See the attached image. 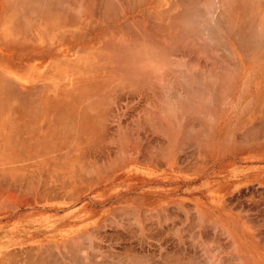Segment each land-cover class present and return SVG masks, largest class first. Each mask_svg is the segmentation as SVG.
Instances as JSON below:
<instances>
[{"label":"bare ground","instance_id":"obj_1","mask_svg":"<svg viewBox=\"0 0 264 264\" xmlns=\"http://www.w3.org/2000/svg\"><path fill=\"white\" fill-rule=\"evenodd\" d=\"M262 5H264V0H0V46H1L0 49L6 48L12 51V55L11 56L9 55L10 57H6V56H5L6 58L0 57V197L9 196L8 198H5L8 199L9 202L11 200L10 197L15 198L11 200L12 202L13 201L19 202V200H17L18 199L17 197L19 198L21 197L23 199L24 196L26 198L25 196L26 194L25 195L22 194V191L25 190L32 193L31 195H33L34 198L36 199L39 198L38 199L39 201L40 199H42L43 202V197H39V196L43 194L42 196H47L48 199L50 197L54 198L55 195H57L56 187H59V189H63V191H65L66 186L70 188L72 187V189H74L76 185L83 184V182H85L84 183L85 185H87L86 183H88V181L91 184L92 183L95 184L97 182V177L95 176V174L94 175L92 174V171L90 170L89 167L90 165L88 164H93L95 166H98L99 168L101 166L104 167L103 164L104 162L101 161V154L99 150H98L99 153L97 152L98 155H100L99 157H97L99 159L96 158L95 155H97V153L95 151L97 150L98 146L102 147L103 145L101 144L102 142H106L105 140L104 141L102 140L105 137L104 136L105 132L108 133L107 131H109L108 130L109 125H107L106 128L107 123L104 122H107L105 121L107 117L110 118L109 114L111 112L110 107H112L110 106L112 104L111 102L113 101L112 98L115 96L114 94L116 93L118 94V92L123 93V91H125L126 95L127 93L132 92V94L136 95V97L138 96L137 98L139 100L141 99L143 100L144 97V99L146 98L148 101H152V103L155 105V102L157 103L160 102L159 96L162 97L157 93L159 89L158 87L159 85L164 86L169 81L170 83H176L175 86H179L178 87L179 89L176 87L178 90L181 89L185 90V91L182 90V93H177L176 91L177 89L175 88L176 89L174 90L176 91L175 93L174 91H172V89H170L171 90L170 92L172 94L174 93V96L171 97L167 93H166L168 95V96L166 95L167 97L164 95L167 98L166 101H168L170 104L176 103L180 107L179 112L176 111L177 107L176 108L173 107L175 108V112H174L172 111L170 106L168 108V104H167V107L164 106L163 108V112L165 115L163 116L162 114L159 116L160 114L159 113L158 117H156L154 111L158 110L157 112H159V109L162 110L163 105L162 106L159 105L161 108L154 107L152 105L151 107L149 105L150 106L149 109L144 105V103H146L145 100V102L142 103L143 107L137 104L139 107L137 106L138 108H135L136 105L135 106L133 105L134 109H136L135 112H137L138 115L136 116V118L138 117L137 120L136 118H132V115L130 116L127 115L130 117V120L131 118L134 121L136 120L137 126L136 123L135 125H131L130 123L127 122H125L126 124L122 126V124H124V122H122L121 127L120 124L117 125L118 131L116 130L117 128L114 127L116 128L115 130L117 131V132L114 131L115 134H113L112 131L113 127L111 126L112 134H110V131L108 134H110L111 136L113 135V137L115 136L116 139L117 138L123 139L120 138L123 136L124 140L128 142L129 141L127 140L128 137L125 134L127 133V131L131 129L130 125L134 127L136 126L137 129H133L134 127H132V129L128 134H130L133 130L134 131L136 130V132H138L137 130L140 131L141 118L139 119V117L145 118L146 116L147 117L145 118L146 121L145 120L144 121L149 123L148 125L151 126V128L154 127L155 130L157 129L156 131H153L154 133L159 132L163 134L164 137L163 136L162 137L165 138V140L166 137L168 136L166 141L163 140L162 138L163 142L165 143L162 144L164 145V147L160 148L159 146L156 145V142H154L155 144L153 143L152 147L149 144L147 145L142 144L144 140L142 139L143 141L141 142V139L139 138L140 136H137L135 134L136 132L133 133L136 136L137 139L136 142L139 143L140 140L139 144L145 146L144 151L146 150L145 151L146 153L151 148L152 150H154V151L150 150V154H146L145 152H143L145 155H147L145 156V158L147 157L146 159L148 160V163H151L150 158H148V155L149 157L153 156L154 154L153 152H156L155 148L157 149V152L155 153L156 155H154L155 157L157 155H161L162 157L166 156L168 157V159L171 160L172 157L176 155V153L177 155L180 153V149L182 150L186 148L187 143L190 145L191 143L194 142L195 146L197 144L198 146L201 147L204 141V143H206V145L209 146L212 137L209 134L210 131L208 130V126L210 125L207 124L206 117L211 114L209 113L210 110L212 111L217 106H221L219 104L225 101L223 102L219 101L217 105L215 104L216 107H214V104L212 103L214 108H212L211 105L209 104L210 108L212 109L208 107V102L211 103L213 98L215 99L217 98L218 100H225L227 96L225 95L226 97L225 96L223 97L222 95H224V93L227 94V91L228 92L231 91L228 90L229 87L230 89H232L231 88L233 87L232 82L234 81L236 82L235 78L234 80L230 79L231 74L224 71L225 69L229 70L233 74L235 73L234 71L236 69L234 65L238 63L240 64V62L242 61L241 58L244 60V62H246L249 65V63L251 62L250 58H258V56L260 55L257 52L261 42L263 41V38L261 36L264 37V10ZM113 23H117V24L119 23V24L117 26H114ZM224 37L226 39H224ZM64 49H67V51H65ZM222 50L230 52L229 56H231V63L230 61L227 62L228 60L224 61L226 60V57L224 56L225 52H223L224 55L222 54ZM179 53L181 54L180 55L181 58L179 57L177 58V55H179ZM262 54L260 56H262ZM190 56H194L195 58L193 59V57ZM183 57L184 59H187L188 65L184 64L186 60H184ZM188 57L189 59L192 60H189ZM204 58H206V60L209 61L210 58H212L215 65L212 62L209 63L207 61L208 62V66H207L206 62L203 63V61L205 60ZM261 60H262V64H264L263 57ZM33 61H35V63H32ZM38 61L42 63V66L36 68L35 64ZM14 62L16 63V66L14 65ZM233 62H235L236 64H234ZM228 64L232 65L233 68H231V66H229ZM206 66L209 68H207ZM224 66L229 67L230 69L225 68ZM236 66L238 68V65ZM204 67H205V71H207L208 69L210 72L209 71L205 72L203 70ZM214 67H216L215 74H213L214 72H212L213 70L212 68ZM180 69L182 71H180ZM197 69L203 70L201 71V75L204 72L207 75L201 76L200 74H196ZM232 69H234V71ZM222 73L224 74L226 73V76L230 74L227 76L228 79L225 77V75L223 76ZM245 80L248 82L249 78L248 80L245 78ZM253 82L256 81L253 80ZM248 84L249 83H247V86L245 85L247 89H249ZM209 85H213L214 87ZM225 85H228L229 87L228 86L226 87ZM155 86L157 90L155 89ZM216 86L220 89L216 90L215 89ZM209 87H211L210 89L212 90H210ZM171 88L174 87L172 86ZM221 88L222 91L224 89L222 95L221 93L219 94V92H221ZM214 90H216L217 92ZM209 91H211L212 93ZM160 93L163 94L162 92ZM208 93H210V95L211 94L214 95V96L211 95L213 98H211L210 100L209 97L211 96ZM220 95L222 97H220ZM263 95L259 99H257V101H255L256 98L255 99L250 98L248 101L249 103H247V105L245 104L243 108L244 110H242L240 114H237L239 120L236 122L237 123L236 125H240L242 127L244 126V129L242 128L244 130V133L241 135L236 134V136L239 137L236 139L234 138L236 140V144L234 143L236 146L234 147H233L234 144H231L234 141L232 137L231 140L233 139V141L230 140H229L230 142L225 141V143H223L224 148H222L223 150L222 155H224V153L227 152L226 150H225L226 152L224 151V149L228 148L225 147L227 145L226 142H229L231 144V146L233 147L232 149L236 147L238 152H240V150L242 149L243 150L247 149L246 145H244L245 147H243L242 145L244 142H245L244 144H246L248 135L250 134L251 136L254 135L253 133L248 134L247 130L249 131L252 125L253 127L256 128L257 127L256 125L262 123L260 122L262 116L257 117L259 118L257 120L258 124L255 123L256 121L255 119L256 116L259 114H262L264 116ZM164 96L163 99H165ZM252 96H256V95H252ZM114 98L118 99L116 97ZM197 100L199 101V104L196 105ZM162 102L165 101L161 99L160 103ZM194 102L196 103L194 104ZM139 104L141 105V103ZM126 105L128 106L125 107L129 108L131 103L130 105L129 104ZM191 106L194 107L191 108ZM205 106H207L206 108L209 109V112L207 111V109L205 110ZM196 107L197 108L201 107L200 109L201 111H196L195 109ZM254 110H256L255 111L256 115L253 113ZM119 111H121V109ZM119 111L118 114L121 113ZM112 112H116V110L114 111L113 109ZM145 112L152 114L151 115L152 118L150 115H147V113ZM141 113H145L144 114L145 116L144 115L140 116ZM166 113L168 114V116L166 115ZM179 113L185 114L184 118H186V121L184 122V124H182L183 122L180 121H184L185 119L183 120L181 117L179 119L180 121H178L177 117H175ZM246 113L248 114L245 115ZM182 114H180V116H182ZM149 117L150 119L154 120L153 123L151 122L153 125L150 124V121H147ZM203 117L204 119H206V121L201 120ZM208 120H210V118ZM262 120L264 122L263 118ZM253 121L255 126L253 124ZM203 123H205V125H203ZM114 125L116 126V124ZM261 127L263 130L264 126L259 125V127H257L259 128V131L261 130L260 129ZM237 128L238 127H236V130ZM119 129H121V131H119ZM231 129H233V127H231ZM228 130L229 132L231 131L230 128ZM236 130L233 132H236ZM255 130L250 129V131L252 132H254ZM118 132H121L122 134V135L119 134L120 137H117ZM145 133L149 134L151 132L147 131ZM185 133L191 135L189 137L193 138V139L190 138L192 142L191 141L184 142L181 136ZM101 134L104 137L97 138ZM165 134H167L166 137ZM259 134H261V132L258 133V136ZM262 134H264V132ZM110 135L108 138L111 137ZM228 135L231 136V132ZM186 136L188 135L185 134L184 137ZM214 136L215 135H213V137ZM251 136L250 139H248L249 142L255 138H256L255 140L258 141V139L262 137L260 136L258 138V136L254 135L253 136L254 138L253 137L251 138ZM143 137L145 138V136ZM189 137H186L187 140ZM241 137L243 140L245 138L247 139L243 141L241 140ZM262 139H264V136L262 137ZM113 140H115V138H113ZM113 140H111V143L114 142ZM132 140L135 142L133 137H130L131 142L130 141L129 142L132 143ZM181 140L184 142L185 145H183ZM255 140L254 143L253 141L252 143L247 142L249 144V146L247 145L248 149L252 144H253L252 146L255 147V143H257ZM123 142L124 141H122L121 143ZM129 142L127 143L129 146H127L125 142L124 145L120 144V146L123 147L122 150H124L125 147H126L125 150L127 148L128 150H130V148L131 147L133 148L134 146L133 151L135 152V150L137 149L135 148V145H133L135 143L130 144ZM214 142H216V140H214ZM262 142L261 143L263 145L264 141L262 140ZM178 143L182 144V146H184L185 148L184 147L181 148L182 146L177 145ZM261 143L258 144L260 145ZM114 144L115 143H112L111 145L114 146ZM206 145L203 144L204 147ZM105 146L107 145H103V148H105ZM117 146L119 147V145L116 144V146L113 149L114 151L115 150L116 151L115 152L113 150L112 151L114 152V154L118 151L120 152V153L118 152V154L121 156L116 154L119 156L120 159L118 157L115 158L118 159L119 161L113 160L114 157L112 160L104 158L107 162L104 159L103 160L109 165L105 163V167L107 165L108 168L107 167L105 169L103 167L102 169L100 168L103 173L109 171L106 170L109 168L112 171L113 168H115L114 164L118 166L117 165L118 162L119 163L121 162L122 166L125 165L126 162L127 164L134 163L133 161L130 160H135V154L137 155L138 153L136 152L134 154V157L131 154L130 157L128 154L130 158L129 157L128 159L126 158L125 161L124 159L125 155L123 156L120 150L122 147L119 148L118 150ZM146 146L147 147L150 146V147L147 148ZM208 146H206L204 149L208 148ZM239 146L242 149L239 148ZM254 147H252L251 150H254L253 149ZM262 147L259 148L263 149ZM103 148H100L102 152L104 150L111 151L112 146L111 148L107 146L106 148L108 149L105 148L104 150H102ZM210 148H208V150H204L205 153L209 151ZM236 148L234 149V152ZM256 148L258 150V146L255 147V149ZM64 149L70 151L68 155L71 156V153H73V155L71 157H69L68 155H65L67 157L61 155L62 153H60L59 151ZM237 150L235 154L239 155L237 154L238 153ZM78 151L80 152V154H76ZM91 151L92 152L94 151L95 154L92 153ZM218 156L221 157V155ZM136 159L138 161L139 157H137ZM115 161H117V163H115ZM137 161L136 163H139V161L138 162ZM121 163L119 164V166L121 165ZM100 164L101 166H99ZM66 167H69L71 171L70 174L66 173V169H67ZM58 168H60L61 173L57 171ZM116 168L121 169V166ZM96 170L97 168L95 169V172ZM201 170L202 169H200V171L197 170L195 171L201 172ZM54 171H56V174L54 173ZM180 171L183 170L181 169ZM105 174L111 176L108 172L104 173V176L106 177ZM93 176L94 179L95 178L96 179L94 180L92 178L93 180L91 181V177ZM98 176L101 177V175ZM52 181H55L57 185L55 183H52ZM41 182L43 183V187L45 186L44 191L42 192L40 191L42 188ZM58 183L59 184L62 183V184L58 186ZM52 184L55 185V190H54V185ZM40 185L41 187H39ZM38 188H40V190ZM51 191H53L54 194H51ZM61 191L60 193L62 194V196H64L63 192ZM7 192L9 193V195L6 196V194H8ZM13 193H17L18 195L14 194L16 195V197H13L12 196ZM60 193L58 191V194ZM69 193L70 192H68V197L69 196L71 197V194ZM28 195L27 197L29 196L31 197V195L29 196ZM4 197H1L2 201L3 200L5 201ZM30 199L32 200V197ZM25 200L27 203L28 198L24 199V201ZM2 201L0 202L1 206L7 203L6 201L5 203L3 202L4 203L3 204ZM24 201L22 200V202ZM33 201L35 200H32V202ZM18 202H16L15 205H18ZM13 206L14 205H12L11 207V204H9V208L10 207L13 208ZM47 208L49 210H54L53 212L57 213L63 207L56 205V206H47ZM120 208H121L122 216L124 215L126 216L129 213H136L138 215V218H141L142 215L146 213V211H144L143 209H140L141 211L139 209H133V207L129 209L128 204ZM67 209H70V207H66V210L64 211H67ZM161 211H159V213ZM81 212L83 211L80 210V213ZM121 212L117 213L115 211V213H113L112 211L114 215L117 214L115 215V218L118 215H120V218H122L120 214ZM150 212L148 211V213ZM105 213H108V211L106 210ZM156 214L158 215V213ZM125 216L123 218L126 219L127 217ZM202 216L204 218L199 217L201 221L199 220L198 221L204 222L206 220L208 222L207 220L209 219L208 216L205 215ZM245 217L246 216H244V218ZM250 217L248 216V218ZM117 218L119 219V217ZM122 219L120 220V224L124 220ZM249 221H251V219H249ZM110 222L112 221L110 220ZM210 222L212 224L217 221L212 222L211 220H209L208 223L210 224ZM84 224H88V223H84ZM115 224L117 225V223ZM144 224L147 225V223H143V226ZM190 224L192 223L190 222ZM259 227L260 226H258L257 228L259 229ZM187 228L188 227H186V229ZM87 229L88 228H84V230L79 229L80 233H77L76 232L77 230L72 228L69 234H65L66 236L65 238L63 235L58 237L61 238L60 241L61 244L48 243V245L45 244L46 246H44L43 248H38L32 251L26 250L19 255L18 254L15 255L16 253L13 254L10 253L5 257V259L3 258L2 263L3 264H150V263L151 264H161V263L195 264V262H198L197 260L195 261V258L198 256L194 258L193 254H191L192 256H190V253L188 256L186 254H184L185 256L184 255L181 256L180 254L183 253H180L178 255V252L177 254H175V253H170L169 251L168 253H165L162 256H160L161 252H159L158 255H155V252L154 254H152L153 253L152 251H150L152 252L151 254L145 255L144 253H141L143 250L137 251L132 248L131 249L127 248L125 250L123 249L120 255L119 252H117L118 255H116L115 254L116 251L114 252V254H111L112 252H110L109 250L105 251L103 249L102 250L97 249L98 248L97 245L99 244L96 243L95 240H93V238L86 236L87 232L84 231H86ZM143 229L146 230V228ZM139 230H141V227ZM259 230L257 232H259ZM170 231L172 232V230ZM257 234L259 235V233ZM262 244L264 245V242ZM211 249L209 251L207 246V248L206 247L204 248L203 252L205 253L207 252V254L209 255L210 252L212 251ZM219 249L217 252L218 254L220 252L223 253L226 248L225 249L223 248L224 249L223 252L222 249L220 250ZM231 249L233 251L232 261L234 263L231 262L227 263V261L224 262V260H228V258L226 256H224L226 257V259L221 258V255L218 254L217 256L216 255L214 256L215 254L214 252H211V254L214 253L213 254L214 257L207 256L206 258L210 260L209 263L211 264L212 262L213 263L216 262L215 264H221L223 262L224 264L226 263L244 264L242 259L239 260V257L244 254V253L240 254V251H242V249L237 247L235 244ZM180 250L183 249L181 248ZM103 251L107 252V254L108 252H110L109 254L116 256H113L114 257L113 258L112 256H109V254L108 255L106 253L104 254ZM231 257L229 261H231ZM213 258L214 259L216 258L217 260L215 261ZM244 259L247 261L249 260L248 263L245 264L254 263L252 262V257H250L249 255H244ZM157 261H159V263H157ZM219 261L222 262L220 263ZM257 264H264V258L263 260H259V263Z\"/></svg>","mask_w":264,"mask_h":264},{"label":"rangeland","instance_id":"obj_2","mask_svg":"<svg viewBox=\"0 0 264 264\" xmlns=\"http://www.w3.org/2000/svg\"><path fill=\"white\" fill-rule=\"evenodd\" d=\"M263 6V10H264V5H262ZM119 24V23H118ZM117 23H113V25L114 26H117L118 25ZM147 24H149V23H147ZM153 25V24H152ZM151 27V26H150ZM130 28H131V26H130ZM115 29V28H114ZM262 38H263V41L261 42V44H260V47L258 48V52L257 53H259L260 55L262 54V56H258V58H250V63H249V65L246 63V62H244V60L241 58V62H240V64L238 63V64H236L235 62H233L234 64H236V65H238V68H237V66L236 65H234V67L236 68V69H238V70H236L235 68V71H234V69H232L235 73H231L229 70H224V71H226L227 73H230V74H228V75H230L231 77H230V79H232V80H234V78H235V80H236V82L234 81V82H232L233 83V87H231L232 89H230V87L228 86V85H225L226 87L228 86L229 87V89L228 90H231V91H227V90H225V91H227V94L226 93H224V95H222V92L224 91V89H223V91H222V88H221V92H219V94L221 93V95L224 97L225 95L227 96V98L225 99V98H223V99H225V100H218L217 98V100L215 99V98H213L212 96H214V95H210V93H208L211 97H209V100L211 99V98H213L212 99V102L210 103V102H208V107L210 108V105H211V107L212 108H214V107H216L215 106V104L217 105L218 103H219V101H225V102H223V103H221V104H219V105H223L222 107L221 106H217L216 108H214V110H210V112H209V109H207L206 107L207 106H205V110L207 109V111L209 112V113H211L210 115H208L206 118H207V124L208 125H214V126H208V130L210 131L209 132V134L211 135V137H212V139H211V137H210V139H211V142H210V144H209V148H210V150L208 151V164H207V171H208V174H209V197H208V203H207V209H208V212H206L207 210H206V207L205 206H201V204H200V202L198 201V200H196V199H192L190 196H183V195H180V196H177V198H176V196L175 195H178V194H182V192L180 193V191L178 192V191H175V190H172V194H175V195H171V196H174V197H171V199H169V189H156V188H154L153 187V182H152V178H151V176H150V179H148V180H142L140 177H138V176H136V175H133V176H131V175H127L126 174V172L128 171V172H132V170L131 169H129V168H133V169H138V168H143V167H145V168H147V169H149L150 171H151V169H152V165L153 164H157V165H159L160 163L158 162L159 161V159L157 160V162L156 161H154L155 160V158L157 157V156H159V155H157L156 157L154 156V155H156L155 153L157 152V149L155 148V150H156V152H153L154 154H153V156H151L152 157V159H151V157H149V155H148V158H150V162L152 163V165H151V163H148V160L145 158V156H147V155H145L143 152H145L144 151V147L145 146H143L142 144H144V145H147V144H149V145H151V147H152V145H153V143L154 142H156V145L157 146H159L160 148L161 147H164V145H162L163 143H165V142H163V140H165V138H163L164 136H163V134H161V133H154L153 131H156L155 129H154V127H152L151 128V126H149L148 124L149 123H147V122H145L146 120H145V118H147L144 114L145 113H147V112H145V113H141V115L140 116H142V115H144L145 116V118L143 119L142 117H139V119H140V126H141V129H140V131L139 130H137L138 132H136V130L133 132H131L130 134H128L129 132H130V130L132 129V127H134V126H131V125H135V123H136V126H137V122H136V120H137V118H136V116H138L137 115V112H135L136 111V109H134V106H135V108H138L139 106H142L143 107V104L142 103H144L145 102V100H146V103H144V105L146 106V107H150L151 105L152 106H154V107H159V108H161L160 106H162V110L161 109H159V112H157V111H154V114H155V116L156 117H158V114H159V116L160 115H162L163 114V116L165 115L164 114V112H163V108H164V106H166L167 107V104H168V108H169V106L171 107V109H172V111H174L175 112V108L177 109L176 111L177 112H179L180 111V107L176 104V103H173V104H170L168 101H166V97L168 96V95H170L171 97H173L174 96V93L172 94L170 91V89H172V91H174V90H176L179 86H175V84L176 83H170L169 81L164 85V86H162V85H159L158 87H159V89H158V91H157V93H158V95H161L162 97H160L159 96V100H160V102H161V99L163 100V101H165V102H162V103H160L159 101V103H157V102H155V105L152 103V101H148L146 98L144 99V97H143V100L141 101V100H139L137 97H136V95H134V94H132V92H130V93H127V95H126V92L125 91H123V93L121 92H118V94H117V96H116V94H114L113 96L114 97H116V98H118V99H115L113 96V101L111 102L112 104L110 105V106H112V107H110V110H111V112H110V114H109V116H110V118H108L107 117V119L105 120V121H107V122H104V123H107L106 124V128H107V125H109L108 126V130L110 131V134H112V131H113V134H115V132H117L118 131V128H117V125H119L120 124V127H121V123L122 122H124V124H122V126L123 125H125L126 123L125 122H127V123H130L131 125H130V130L129 131H127V133L125 134V132H124V134L128 137V139L127 140H129L130 141V137H133V139L135 140V142L132 140V143H135V144H133V145H135V148H137L136 150H135V152L133 151V148H134V146H133V148L131 149L130 148V150H128V148L125 150V148H124V150H122L123 149V147L122 146H120V144H122V145H124V142L126 143V145L127 146H129L127 143L129 142H126L125 140H124V137L122 136V137H120V135H122L121 134V132H118V135H117V137H120V138H123V139H119V138H117L116 139V137L114 136L113 137V135L111 136L110 134H108L109 133V131H107L108 133H106L105 132V137L101 134V135H99L97 138H100V137H104V139L102 140V141H106V142H102L101 144H103V145H107L109 148H111V146H112V148H111V151L114 149V147L116 146V144H118L119 145V147H118V150H119V148H121L120 150H121V152H122V155L124 156V159H125V161H126V158L128 159V157L130 156L131 157V155H133V157H134V154L137 152L138 154V156L135 154V160H130V161H133L134 163L132 164V163H130V164H127V162H126V164L125 165H123L122 166V163H121V169L120 168H116V167H120L119 166V164L117 163V161H115V163H117V165L118 166H116V164H114L115 166V168H113V166H112V168H113V170L111 171V169L109 168V169H106V170H109V171H106V172H108L111 176H109L108 174H105L106 175V177L104 176V173H106V172H102L101 171V169H102V167L103 166H101V164L99 165V166H101L100 168L98 167V166H95V165H93V164H88V165H90L89 167H90V170L92 171V174L94 175L95 174V176L97 177V182L94 184V183H89V181H88V183H86L87 185H85L84 183L85 182H83V184H78V185H76L75 186V188L74 189H72V187L70 188V187H65V191H63V189H59V187H56V192H57V195H55V197L53 198V197H50L49 199H48V197L47 196H42L43 194H41L39 197H43V202H42V199H40V201L38 200V199H36V198H34L33 197V195H31L32 193H30V192H28V191H22V194L23 195H25L26 196V198H28V204L26 203V200L24 201V199H26L24 196H23V199L20 197H17L16 199L17 200H19V202L18 201H16V202H18V205H15L16 204V202H12L11 200H13V199H15V198H12V197H10L11 198V200H10V202H12V203H10L9 202V200L8 199H5V198H8V197H4V196H1V197H4V199H5V201L3 200L2 201V198L0 197V200L2 201V203L4 202H6L7 201V203H5V205H2L1 206V203H0V238H5L4 236L5 235H7V233H8V230H9V228L11 227V226H15V228H18V226H22L23 228H24V232L26 231H28L27 233H29V234H33V235H37V231H36V228H37V225H40L41 223H37L36 221H33V219L32 220H30L29 218H25V217H27L28 215H30L31 213L32 214H36V213H41V212H43V213H46V211L48 212V213H46V214H48L49 215V217L51 216V221H52V223H53V226H56L57 228H52L51 230L49 229V233H45L44 234V237L46 238L47 237V239H53V240H56V241H52L53 243H51V244H61L60 243V241H61V238H58V237H60V236H64V238L66 237L65 236V234H69V232L72 230V228H74L75 230H77L76 232L77 233H80V230H84V228H88L86 231H84V232H87V237H91V238H93V240H95V242L96 243H98L99 245H97V249H100V250H105V251H110V252H112L111 254H114V252H115V254L116 255H118L117 254V252H119V255L122 253V250L124 249H127V248H132V249H134V250H137V251H142L141 253H144L145 255H149V254H151L152 252V254H154V252H155V255H158L159 254V252H161V255L160 256H162L163 254H165V253H168V251L170 252V253H175V254H177V252H178V255L180 254V253H183V254H180L181 256L182 255H184V254H186L187 256L189 255V253H190V256H192L191 254H193L194 256V258L196 257V256H198V257H200V258H198V257H196L195 258V261L197 260L198 262H195V264H198V263H200V264H211V263H209L210 262V260L209 259H207L206 257L208 256H213V254H214V256L216 255L217 256V252H218V249L220 248V249H222V252H223V250H224V252L223 253H219L218 255H221V258H224V259H226V257L228 258V260H224V262H226L227 261V263H229V262H231V263H234L233 261H232V259H233V251H232V249L231 248H233V246H234V244L237 246V247H239L240 249H242V251H240V254L241 253H244L243 255H241L240 257H239V260L240 259H242L243 260V262H244V264L245 263H248V261L247 260H245L244 259V255H249V256H256V255H258V254H260V253H254V252H252V251H254L255 250V248H258V249H264V247H257L256 245H257V243H256V240H248V239H245L244 237H243V232L245 231V230H241V229H237V230H232V226H230V225H227V220L226 219H223V215H221V216H219L218 217V215H217V213H216V210L218 209L217 208V202H216V200L214 199L215 197H213V195L215 194V187H216V180H217V174H216V169H217V147H216V142H214V140H216L217 141V135H218V130H220L221 129V131H222V128H223V126H224V124L225 125H228V124H232L233 122H237L238 120H239V118L237 117V114H240V112L242 111V110H244L243 108H244V106H245V104L247 105V103H249L248 101H249V99H250V97H251V99H252V95H255V94H257L258 96H262L263 94H264V64H262V57L264 58V37L263 36H261ZM224 39H226L225 37H224ZM62 48V47H61ZM185 48V47H184ZM262 48H263V50H262ZM63 49V48H62ZM62 49H60V50H62ZM67 49H68V47H67ZM67 49H64L65 51H67ZM260 49V50H259ZM182 50H183V48H182ZM223 52H225V55H224V53ZM63 53V52H62ZM65 53V52H64ZM230 52H227V51H225V50H222V54L226 57V60H224V61H227V62H229L230 61V63H231V56H229L230 54H229ZM177 54V53H176ZM228 54V55H227ZM180 53H179V55H177V58L179 57V58H181L180 57ZM174 56H175V54H174ZM190 57H193V59L195 58L194 56H190ZM218 58V57H217ZM260 58V59H259ZM183 59H184V57H183ZM188 59H189V57H188ZM205 60L203 61V63H205L206 62V64H207V66H208V62L210 63V62H212L214 65H215V63H214V61H213V59L212 58H210V61L209 60H206V58H204ZM184 60H186V62L184 63L185 65H188V61H187V59H184ZM189 60H192V59H189ZM183 61V60H182ZM208 61V62H207ZM257 61V62H256ZM255 64H254V63ZM229 65V64H228ZM40 66H42V64L40 65ZM190 66V65H189ZM205 66V65H204ZM206 66V67H207ZM229 66H231V68H233L232 67V65H229ZM225 67V66H224ZM223 67V68H224ZM207 68H209V67H207ZM225 68H229V67H225ZM213 69V70H212ZM211 70H212V72H214L213 74H215L216 72V67H214V68H212ZM221 69H222V67H221ZM230 69V68H229ZM184 70V69H183ZM195 70V69H194ZM204 71H205V67H204V69H203ZM203 70H199V69H197V71H196V74H200L201 75V71H203ZM231 70V71H232ZM180 71H182L181 69H180ZM207 71H209L208 69H207ZM207 71H205V72H207ZM222 71H223V69H222ZM229 71V72H228ZM237 71H238V73H237ZM203 73L202 75L204 76H206L207 74L206 73ZM210 72V71H209ZM250 73V74H249ZM184 74H185V72H184ZM200 75H198V76H200ZM201 75V76H202ZM222 75L224 76L225 75V77L227 78V76H226V73L224 74V73H222ZM222 76V77H223ZM248 76H250V77H248ZM245 78L248 80V78H249V80H248V82L245 80ZM260 78H263V79H260ZM224 79V78H223ZM223 79H221V80H223ZM228 79V78H227ZM229 79V80H230ZM260 79V80H259ZM220 80V81H221ZM226 80V79H225ZM224 80V81H225ZM229 80H228V82H229ZM253 80L254 81H256V82H253ZM223 81V82H224ZM250 81V82H249ZM259 81V82H258ZM223 82H221V83H223ZM226 82V81H225ZM60 83H62V82H60ZM220 83V82H219ZM246 83V84H245ZM247 83H249L248 84V88L249 89H247L246 87H245V85L247 86ZM253 85H252V84ZM226 84V83H225ZM228 84V83H227ZM214 85V84H213ZM213 85H209V86H213ZM263 85V86H262ZM157 86V85H156ZM156 86H155V89L157 90V88H156ZM167 86H170V87H167ZM174 87V88H171V87ZM221 86V85H220ZM223 86V85H222ZM235 86V87H234ZM161 87V88H160ZM177 87V88H176ZM214 87V86H213ZM212 87V88H213ZM225 87V88H226ZM163 88H164V90H163ZM167 88V89H166ZM176 88V89H175ZM211 87H209V89H210ZM262 90H261V89ZM165 89H166V91H165ZM179 89V88H178ZM176 90L177 91V93H182V90L183 89H181V90ZM214 89V88H213ZM215 89L217 90V89H220V88H218L217 86L215 87ZM245 89H247V90H245ZM119 90V89H118ZM161 90V91H160ZM210 90H212V89H210ZM216 90H214V91H216ZM234 90V91H233ZM244 90H245V93H244ZM249 90V91H248ZM165 91V92H164ZM176 91H174L175 93H176ZM179 91H181V92H179ZM183 91H185V90H183ZM219 91V90H218ZM251 91V92H250ZM125 92V93H124ZM160 92H162L163 94H161ZM209 92H211V91H209ZM217 92V91H216ZM233 92V93H232ZM122 95H120V94ZM168 95H167V94ZM171 93V94H170ZM212 93V92H211ZM247 93H248V95H247ZM132 94V95H131ZM213 94H214V92H213ZM250 94V95H249ZM129 95V96H128ZM130 95H131V97H130ZM166 97H165V96ZM220 95V97H222ZM121 97V98H119V97ZM163 96H164V98L165 99H163ZM217 96V95H216ZM215 96V97H216ZM225 96V97H226ZM264 96V95H263ZM220 97H218V98H220ZM232 97V98H231ZM135 98H137V99H135ZM255 97L253 96V99H254ZM121 99V100H120ZM154 99H156V98H154ZM158 99V98H157ZM222 99V98H221ZM129 100V101H128ZM132 100V101H131ZM196 100V99H195ZM119 103H118V102ZM114 102V103H113ZM127 102H129V103H127ZM135 102H137V103H135ZM141 103V105L139 104V103ZM130 103H131V105H130ZM196 102H194V104H195ZM212 103L214 104V107H213V105H212ZM119 104V105H118ZM125 104V105H124ZM126 104H129L130 106H129V108H126L128 105H126ZM139 106H138V105ZM197 104H199V101L197 100V103H196V105ZM210 104V105H209ZM118 105V106H117ZM122 105H124V106H122ZM134 105V106H133ZM150 105V106H149ZM160 105V106H159ZM193 105V104H192ZM126 106V107H125ZM138 106V107H137ZM144 106V107H145ZM151 106V107H152ZM130 107H133V108H130ZM173 107H175V108H173ZM192 107H194V106H191V108ZM112 108V109H111ZM212 108H210V109H212ZM113 109H114V111L116 110V112H112L113 111ZM121 109V111H119ZM147 109V108H146ZM150 109V108H149ZM158 109V108H157ZM167 109V108H166ZM196 109V111H201L200 109H201V107H199V108H195ZM134 110V111H133ZM154 110H155V108H154ZM204 110V111H205ZM118 111L119 112H121L122 114H123V117H122V114L121 113H119L118 114ZM128 111V112H127ZM147 111V110H146ZM165 111V110H164ZM125 112H126V114H125ZM157 112V113H156ZM207 112V113H208ZM114 113V114H113ZM117 113V114H116ZM172 113V112H171ZM204 113V112H203ZM208 113V114H209ZM121 114V115H120ZM125 114V115H124ZM173 114V113H172ZM180 114H182V113H179V114H174V115H176L175 117H177V119H178V121H180L179 119L182 117V119L184 120V121H180V122H183L182 124H184V122L186 121V118H184L185 117V114H182V116H180ZM117 115H118V117H119V120H118V117H117ZM120 115V116H119ZM127 115H132V118H136V120L134 121L132 118H131V120L132 121H134V122H132L131 120H130V117L129 116H127ZM147 115H152V114H150V113H147ZM166 115L168 116V114L166 113ZM200 115V114H199ZM246 115V114H245ZM135 116V117H134ZM166 116V117H167ZM120 117H121V119H120ZM174 117V116H173ZM188 117V116H187ZM210 118V120H208L209 118ZM126 118V119H125ZM151 118H152V116H151ZM200 118V117H199ZM181 119V120H182ZM129 120V121H128ZM145 120V121H144ZM201 120H204V121H206V119H204V117L201 119ZM214 122H212V121ZM114 121V122H113ZM145 123H144V122ZM147 121H150V124L151 125H153L152 123H153V121L154 120H152V119H150V117L148 118V120ZM208 121H210V122H208ZM132 122V123H131ZM152 122V123H151ZM112 123V124H111ZM116 124V126L114 125V124ZM210 123V124H209ZM213 123V124H212ZM181 124V123H180ZM129 125V124H128ZM203 125H205V123H203ZM111 126L113 127V129L111 128ZM136 126L133 128V129H137L136 128ZM184 126V125H183ZM109 127H110V129H109ZM114 127H116V128H114ZM150 128H151V131H150ZM111 129H112V131H111ZM117 131H116V130ZM154 129V130H153ZM212 129V130H211ZM143 130H144V132H143ZM151 132V133H145V132ZM115 131V132H114ZM119 131H121V129H119ZM142 131V132H141ZM136 132V133H135ZM141 132V133H140ZM212 132V133H211ZM133 133H135L137 136H140L139 138L141 139V142L144 140V142L140 145L139 143H140V140H139V143L138 142H136L137 141V139H136V136L133 134ZM145 133V134H144ZM222 133V132H221ZM108 134V135H107ZM135 136H133V135ZM141 134V135H140ZM186 135H188V136H186V137H189V136H191V135H189L188 133H185ZM185 134H181L182 136H181V138L184 140V142H186V141H191L192 142V140L191 139H193V138H191V137H189L188 138V140H187V138L186 137H184L185 136ZM109 135L111 136L110 138H108L109 137ZM124 135V136H125ZM152 135V136H151ZM161 135V136H160ZM213 135H215L214 137H213ZM222 135V134H221ZM125 136V137H126ZM130 136V137H129ZM143 136H145V138L143 137ZM163 136V137H162ZM167 136V134H165V137ZM148 137V138H147ZM113 138H115V140H116V142H115V140H113ZM138 138V137H137ZM162 138H163V140H162ZM167 138H168V136L166 137V140H167ZM185 138V139H184ZM191 138V139H190ZM113 140L114 142H112V143H115L114 144V146L113 145H111L112 143H111V140ZM118 139H119V141H118ZM143 139V140H142ZM190 139V140H189ZM99 140V139H98ZM147 140V141H146ZM151 140H153V141H151ZM158 140V141H157ZM165 140V141H166ZM118 141V142H117ZM122 141H124L123 143H121ZM149 141V142H148ZM194 141V140H193ZM111 144H110V143ZM131 142V141H130ZM129 142V143H130ZM181 142L183 143V145H185L184 144V142L181 140ZM190 142V143H191ZM132 143H130V144H132ZM180 143V142H179ZM177 144V145H179V146H182V144ZM100 144V145H101ZM155 144V143H154ZM191 144H193V145H191ZM190 145L187 143V146H186V148L184 147V146H182L181 148H185V149H182V150H185V152H186V156H183V157H179L178 158V155L180 154H178L177 155V153H176V155L174 156V157H172V159L170 160V159H168V157H166V156H164V158H165V163H166V165H167V167H170V169H169V171H170V174L169 173H167L166 175H165V180H166V184L168 185L170 182H169V178H170V175L172 176V181L174 182L175 180H174V178H175V176H181L182 177V175H181V173L179 172V170H178V168H176L177 167V165H184V164H187V165H190V167H191V165H193L194 164V158L192 157V153H193V151L194 152H198L199 153V150L198 151H196V150H194L193 148H196V147H198V149L200 148V146H198L197 144H196V146H195V144H194V142L193 143H191ZM103 145H102V147L101 146H98V148H97V150L95 151L96 153L98 152V150H99V152H100V154H101V161L102 162H104L103 164H104V169L107 167V165H109V164H107L106 162V160L104 159V158H107V159H113V157H114V159L113 160H118V159H115V158H119V156H121V155H119L118 154V152H116L115 154H114V152L116 151H110V150H104L107 146H105V148H103ZM137 145V146H136ZM155 145V146H156ZM131 146V145H130ZM147 147V146H146ZM148 147H150V146H148ZM147 147V148H148ZM100 148H103L102 150H104L103 152L100 150ZM146 148V149H147ZM106 149H108V148H106ZM117 149V148H116ZM66 150V151H65ZM151 151H154V150H152V148L150 149ZM150 150L146 153V154H150ZM181 150V151H182ZM64 151H65V154H64ZM94 151L92 152V153H94ZM158 151H159V149H158ZM60 153H62L61 155H68V153H70V151H68L67 149H64V150H61V151H59ZM72 152V151H71ZM79 152V151H78ZM76 153V154H80V152L79 153ZM98 152V153H99ZM110 152V153H109ZM130 152V153H129ZM141 152V153H140ZM192 152V153H191ZM210 152V153H209ZM59 153V154H60ZM98 153H97V155H95L96 156V158L97 157H99L100 155H98ZM120 153V152H119ZM58 154V155H59ZM87 154V153H86ZM95 154V153H94ZM116 154H118V155H116ZM128 154H129V156H128ZM131 154V155H130ZM152 154V153H151ZM241 154V153H240ZM73 155V153H71V156ZM69 157H71L70 155H68ZM127 156V157H126ZM161 156V155H160ZM65 157H67V156H65ZM103 157V158H102ZM129 157V158H130ZM137 157H139V163H136V161H137ZM162 157V156H161ZM215 157V158H214ZM122 158V157H121ZM141 158H143V159H141ZM64 159V158H63ZM62 159V160H63ZM97 159H99V158H97ZM106 161H104V160ZM120 159V158H119ZM239 159H240V156H239ZM140 160H143V161H140ZM146 160H147V162H146ZM199 160V159H198ZM32 161H34V160H32ZM31 161V162H32ZM55 161V160H54ZM57 161V160H56ZM110 161V160H109ZM119 161V160H118ZM137 161V162H138ZM154 161V162H153ZM187 161H188V163H187ZM28 162V161H27ZM30 162V161H29ZM100 162V161H99ZM98 162V163H99ZM111 162V161H110ZM141 162V163H140ZM163 162H164V160L162 159L161 160V164H163ZM199 162V161H198ZM214 162V163H213ZM216 162V163H215ZM105 163L107 164L106 165V167H105ZM176 163V164H175ZM172 164V165H171ZM87 165V164H86ZM95 166V167H94ZM197 166H198V168H200V163H198L197 164ZM88 167V166H87ZM13 168V167H12ZM67 169H66V173L67 174H70V169H69V167H66ZM97 168V170H96V172L98 173V175H101V177L100 176H98L97 175V173L95 172V169ZM108 168V167H107ZM123 168H124V170H123ZM116 169H117V171H116ZM57 171H59V173H61V171H60V168H58V170ZM104 171V170H103ZM94 172V173H93ZM54 173L56 174V171H54ZM103 174V176H102V174ZM194 176V174H190V175H186V176H184V177H186V178H189V179H186V180H190L192 177ZM94 179V176L93 177H91V181ZM106 180H105V179ZM96 179V178H95ZM94 179V180H95ZM100 179V180H99ZM102 179V180H101ZM106 181V182H105ZM109 181V182H108ZM94 182V181H93ZM42 183V182H41ZM52 183H55V181H52ZM82 183V182H81ZM129 184V189L127 188V185L126 184ZM56 185H57V183H55ZM60 184H62V183H60ZM60 184L58 183V186H60ZM163 184V183H162ZM42 185V188H41V190H40V188H38L41 192L42 191H44V187H43V183L41 184ZM41 185L39 186V187H41ZM52 185H54V184H52ZM80 185V186H79ZM81 187V188H80ZM85 187H87V188H85ZM85 188V189H84ZM2 189H3V187H2ZM69 189V190H68ZM72 189V190H71ZM135 189V190H134ZM54 190H55V185H54ZM53 190V191H54ZM62 190V191H61ZM68 190V191H67ZM53 191H51V194H54L53 193ZM58 191H59V193H60V191L61 192H63V194H64V196H62V194L60 195V194H58ZM67 191V192H66ZM68 192H70L69 194H71V197L69 196L68 197ZM8 193V192H7ZM18 193V192H17ZM17 193H13V197H16V195H14V194H17ZM45 193V192H44ZM11 194V193H10ZM31 195V197H32V200H35V201H33L32 202V200L30 199L31 197L29 196V195ZM7 195H9V193L8 194H6V196ZM18 195V194H17ZM27 195L30 197H27ZM67 197H66V196ZM161 195V196H160ZM22 196V195H21ZM60 197V198H58V197ZM78 196V197H77ZM215 196V195H214ZM75 197V198H74ZM138 199H137V198ZM68 198V199H67ZM70 198V199H69ZM112 198V199H111ZM123 198V199H122ZM134 198V199H133ZM143 198V199H142ZM159 198H160V200H159ZM21 199V200H20ZM30 199V200H29ZM48 199V200H47ZM22 200L25 202H22ZM38 200V201H37ZM126 200V201H125ZM138 200V201H137ZM0 201V202H1ZM21 201V202H20ZM56 201V202H55ZM8 202H9V204H11V207H12V205H14L13 206V208H9V204H8ZM137 204H136V203ZM3 203V204H4ZM20 203V204H19ZM22 203H24V204H22ZM61 205H60V204ZM231 203H232V198H229V199H227V203H226V206L228 205L229 207L231 206ZM7 204V205H6ZM126 204H128V207H129V209L130 208H132L133 207V209H143L144 211H146V213L144 214V215H142V217L141 218H138V215L136 214V213H129V214H127L125 217H127L126 219L125 218H123L124 216H122V212H121V208L120 207H123V206H125ZM21 205V206H20ZM56 205H59V206H62L63 208H64V210H66V207H70V209H67V211H70V210H77V211H79L80 212V210H82L83 212H81V213H83V214H85V215H82V214H80L81 216H84V217H81V218H90V220L88 221V224H84V223H79V222H81V221H79L78 219L75 221V223L74 222H70L69 221V219H66V221L65 222H63V223H57L56 221V216H54V215H51L52 214V212L54 211V210H49L48 208H47V206H56ZM204 205V204H203ZM2 207V208H1ZM8 207V208H7ZM41 207V208H40ZM44 207V208H43ZM135 207V208H134ZM163 207V208H162ZM166 207V208H165ZM18 208V209H17ZM103 208V209H102ZM117 208H119V209H117ZM13 209H14V211H13ZM48 209V210H47ZM115 209H117V210H115ZM160 209V210H159ZM17 212H16V211ZM19 210V211H18ZM60 210H63V209H60ZM108 211V213H112V211H113V213H115V211L117 212V213H119V212H121L120 214H121V216H122V218L124 219H122V218H120V215H118L117 217H119V219L116 217L115 218V215H117V214H108V213H105V211ZM162 210V211H161ZM66 211V212H67ZM119 211V212H118ZM141 211V210H140ZM148 211L150 212V213H148ZM153 211H155V212H153ZM159 211H161L160 213H159ZM152 212H153V214H152ZM54 213V212H53ZM141 213V212H140ZM156 213H158V215L156 214ZM88 214H90V215H88ZM157 216H155V215ZM78 215V217H79V214H77ZM113 215V216H112ZM202 215H205V216H208V218L209 219H207L208 220V222H209V220H211L212 222L214 221H217V222H215V223H212L211 224V222H210V224L205 220L204 222L202 221V222H199V221H201L200 220V218L201 217H203ZM230 215V221H231V217H232V215L231 214H229ZM90 216V217H89ZM134 216H135V218H134ZM150 216V217H149ZM155 216V217H154ZM210 216V217H209ZM108 217V218H107ZM111 217V218H110ZM129 217V218H128ZM160 217V218H159ZM166 217V218H165ZM200 217V218H199ZM169 218V219H168ZM171 218H173V219H171ZM204 218V217H203ZM202 218V219H203ZM256 218H257V222L258 223H261V222H264V221H261V220H263L264 219V214H260V215H256ZM108 221H107V220ZM123 220L122 222H121V224H120V220ZM133 219H134V221H133ZM146 219H148V220H146ZM151 219V220H150ZM154 219V220H153ZM164 219H168L167 221L166 220H164ZM175 219V220H174ZM110 220L112 221V222H110ZM141 220V221H140ZM173 222H172V221ZM199 220V221H198ZM261 222H260V221ZM113 221H114V223H113ZM128 221V222H127ZM142 221H144V222H142ZM146 221V222H145ZM148 221V222H147ZM151 221H153V222H151ZM190 222L192 223V224H190ZM199 222V223H198ZM115 223H117V225L115 224ZM139 223V224H138ZM143 223H147V225L146 224H144V226H143ZM194 223V224H193ZM149 224V225H148ZM194 228H192L191 226ZM196 225V226H195ZM52 226V227H53ZM78 226V227H77ZM141 227V230H139L140 229V227ZM151 226V227H150ZM59 227H61V228H59ZM149 227V228H148ZM186 227H188L187 229H186ZM229 227V228H228ZM143 228H146V230H144ZM152 228H154V229H152ZM172 228V229H171ZM185 228V229H184ZM190 228V229H189ZM207 228V229H206ZM54 229V230H53ZM80 229V230H79ZM180 229V230H179ZM183 229V230H182ZM193 229V230H192ZM205 229V230H204ZM93 230V231H92ZM154 231V232H152V231ZM170 230H172V232L170 231ZM173 230H174V233H173ZM16 231V230H15ZM169 231V232H168ZM188 231V232H190V233H186V232ZM261 231H262V236H263V238H264V226L261 228ZM151 232V233H150ZM160 232V233H159ZM164 232V233H163ZM177 232V233H176ZM193 232H195V233H193ZM95 233V234H94ZM167 234V236H166V234ZM185 235H184V234ZM192 233V234H191ZM204 233V234H203ZM147 234V235H146ZM162 234V235H161ZM189 234H191V235H189ZM239 234V235H238ZM242 234V235H241ZM16 235L17 236H20L21 234H19L17 231H16ZM196 235V236H195ZM198 235V236H197ZM234 235H237V238L234 236ZM147 236H149V237H147ZM164 236V237H163ZM192 236V237H191ZM238 236H239V238H238ZM240 236H242V237H240ZM6 237H8V236H6ZM27 237H29V235H27ZM169 237V238H168ZM185 237V238H184ZM195 237V238H194ZM18 238V237H17ZM182 238V239H181ZM190 238H191V240H190ZM198 238V239H197ZM59 239V240H58ZM196 239V240H195ZM200 239V240H199ZM18 241L20 242L21 240L18 238ZM51 241V240H50ZM170 241H172V242H170ZM177 241V242H176ZM184 241V242H183ZM188 241V242H187ZM100 242V243H99ZM249 242H251L252 244H253V246L252 245H249ZM244 246H243V245ZM130 245V246H129ZM168 245V246H167ZM204 245V246H203ZM129 246V247H128ZM168 248H167V247ZM170 246V247H169ZM178 246V247H177ZM207 246H208V250L210 251V249L212 250L211 252H214L213 254H211V252H210V254L208 255L207 254V252L205 253V252H203V250H204V248L206 247L207 248ZM256 246V247H255ZM53 247H55V246H53ZM110 247V248H109ZM113 247V248H112ZM124 247H126V248H124ZM174 247V248H173ZM222 247V248H221ZM96 248V247H95ZM142 248V249H141ZM165 248V249H164ZM183 249V250H180V249ZM224 248V249H223ZM36 248H34V249H27V250H35ZM112 249V250H111ZM163 249V250H162ZM174 249V250H173ZM176 249V250H175ZM179 249V250H178ZM219 249V250H220ZM227 249H228V251H227ZM229 249H231V250H229ZM217 250V251H216ZM24 251H26V250H24ZM24 251H21V252H18V253H16L15 255H19V254H21L22 252H24ZM121 251V252H120ZM146 251V252H145ZM150 251H152V252H150ZM172 251H174V252H172ZM176 251V252H175ZM208 251V252H209ZM110 252H108V254L110 253ZM148 252V253H147ZM186 252V253H185ZM103 253L105 254H107V252H104L103 251ZM205 253V254H204ZM107 254V255H108ZM111 254H109V256H116V255H111ZM206 255V256H205ZM185 256V255H184ZM213 256V257H214ZM224 256H226V257H224ZM232 256V257H231ZM158 257V256H157ZM230 257H231V261H229V259H230ZM235 257V256H234ZM114 258V257H113ZM198 258V259H197ZM201 259V260H200ZM214 259V258H213ZM109 260V259H108ZM205 262H204V261ZM208 260V261H207ZM215 261L217 260L216 258L214 259ZM222 260V259H221ZM110 261V260H109ZM214 261V262H215ZM238 261V260H237ZM236 261V262H237ZM204 262V263H203ZM207 262V263H206ZM212 262V261H211ZM220 262V261H219ZM222 262V261H221ZM220 262V263H221ZM224 262L223 263H221V264H224ZM110 263V262H109ZM157 263H159V261H157ZM216 263V262H215ZM215 263H213L212 262V264H215ZM226 263V264H227ZM230 263V264H231ZM151 264V263H150ZM161 264H163V263H161Z\"/></svg>","mask_w":264,"mask_h":264},{"label":"crops","instance_id":"obj_3","mask_svg":"<svg viewBox=\"0 0 264 264\" xmlns=\"http://www.w3.org/2000/svg\"><path fill=\"white\" fill-rule=\"evenodd\" d=\"M9 55L10 56L12 55V51H10L9 49H6V48L0 49V57L6 58V57H10ZM32 63H35V61H33ZM41 64L42 63H40L38 61L35 64L36 68L37 67L39 68ZM14 65L16 66L15 62H14ZM20 68H22V67H20ZM255 95L257 97L254 96L256 98V99L255 98L254 99H255V101H257V99H259L260 96H258L257 94H255ZM252 99H253V96H252ZM255 111L256 110L253 111L254 114H255ZM247 114L248 113H246V115ZM261 116L264 119V116L262 114H259L256 116V119H255L256 121L254 120L255 123L258 124L257 120L259 118H257V117H261ZM262 118L260 119V122H262L263 124L262 123H261L262 125L258 124V125H256L257 127H259V125L264 126V122H263ZM254 121H253V124H254ZM236 124H237L236 122H233L232 124L224 125L222 133L220 132L221 130H218L217 141L219 143L216 141V147H217V169H216L217 180H216V187H215L216 191L214 194L215 196L213 195V197H215L214 199L217 202V208L218 209L216 210V213H217L218 217L223 215V219L227 220V225L232 226V230H237V229L246 230L242 233L243 237L245 239H248L250 241L256 240V243H257L256 246L257 247H264V245L262 244L264 242V238L261 236L262 231L259 230L264 226L263 225L264 222H261L264 219L261 221L259 220L261 223H257V218H256V215L264 214V184H263L264 183V146H263L264 144L262 145V143H263L262 140L264 141V139H262V137L264 136V134H262L264 132V128L262 130V127H261L260 128L261 130L259 131V128H257V127L255 128V127H253V125H252L253 129H252V127L251 128L249 127L251 130L256 129L254 131L255 133L257 132L256 134L254 132L250 131V129H249V131L247 130L248 134L253 133L256 136H258V133L261 132V134H259L258 138L260 136H262V137H260L258 139V141L255 140L256 138L250 141L251 143H252V141L254 143V140L257 142V143H255V147L258 146L259 151L257 150V148L255 149V147L252 146L253 144L250 145V148L248 149L249 144L247 142H249L248 139H250V136H251V134H250L247 136L248 139L245 138V139H247L246 144H244L245 142L243 143V141H245V139L243 140L241 137V140H243L242 141L243 145H242V143H241V145L243 147H245L244 145H246L247 149L243 150L239 146V148H241L242 150H240V152H238L237 148L235 147L237 152H238L237 154H239V155H236L235 154L236 150L234 152L235 148L232 149L234 146H236L235 145L236 144L235 139L239 137V136H236V134L241 135L244 133V130H243L244 126L242 127V126L236 125ZM254 126H255V124H254ZM231 127H233L234 130L231 129ZM236 127H238L237 130H236ZM229 128L231 130L230 131L231 136L228 135V134H230V132L228 130ZM232 130L233 131L236 130V132H233ZM254 135H252L251 138ZM231 137L233 139L235 138L234 141H233V139L231 140ZM229 140L233 141L231 144L235 143L233 145V147L229 143L230 142ZM238 140H240V139H238ZM225 141H229V142H226L227 145L225 146L226 148L227 147L228 148L224 149V151L226 150L227 152L225 151L226 153H224V155H222V153H223L222 148H224L223 143H225ZM201 143H202V141H201ZM258 143H261L260 144L261 146ZM203 144L206 145V143H204V141H203L202 146L199 149H198V147L193 148L196 151L199 150V153L194 152V151H193V153L191 152L192 157L194 158V161H195L194 164L191 165V167L189 165L187 166L186 164H184L183 166L177 165V168H178L179 172L181 173L182 177L181 176H175V178H174L175 181L173 182L172 176L170 175L169 182L170 181L171 182L168 185L166 184L165 175L167 173L170 174V171H169L170 167H167V165L165 163L166 162L165 158L161 157L160 155H159L160 157L158 156L159 158L156 157V159L154 160L157 162V160L159 159L158 162L160 164L159 165H157V164L152 165L151 171L145 167H143L141 169L140 168H138V169L129 168L132 170V172L127 171L126 174L128 176L129 175H131V176L136 175V176L140 177L143 181L150 179V176H151L154 188H156V189L158 188L159 190L160 189H166V188L169 189V191H170L169 192V199H171V197H174L171 195H175V194H172V190H175L178 192L180 191V193L182 192V194L175 195L176 198H177V196H180V195L190 196L192 199L198 200L200 202L201 206H205L206 210H207L206 212H208L207 203H208V197H209V191L210 190H209V174L207 171V164H208L209 159H208V154H207L208 151L205 153L204 150H208L209 146L206 145V146H208V148L204 149L206 146L204 147ZM256 144H257V146H256ZM252 147H254L253 148L254 150H251ZM259 147H262L263 149H261ZM218 155H221V157ZM183 156H186V152H185V150L181 151V149H180V154L178 155V157H183ZM222 156H224V157H222ZM239 156H240V159H239ZM162 159L164 160L163 164H161ZM198 163H200V168H198V166H197ZM182 167H184V168H182ZM180 168L183 171H180L181 170ZM200 169H202L204 172L202 170H201V172H197V171H200ZM195 170H197V171H195ZM190 174H194V176L190 180H186L189 178H186L184 176L190 175ZM257 183H259V184H257ZM126 185H127V188L129 189V184L127 183ZM229 198H232V203H231L230 207L228 205L226 206L227 199H229ZM159 200H160V198H159ZM245 211H246V213H245ZM247 212H249L250 214ZM46 213H48V212L46 211ZM46 213H43V212L36 213V214L31 213L30 215L25 217V218H29L30 220L33 219V221H36L37 223H41L40 225H37V228H36L37 235L29 234V233H27L28 231L24 232V228L22 226H18V228H15V226H11L9 228L7 235L4 236L5 238H0V264H3L2 263L3 258L5 259V257L7 255H9L10 253L13 254V253H18V252H21V251H24L27 249L43 248L44 246L48 245V243L51 244V243H53L52 241H56V240H53L50 238L47 239V237L46 238L44 237L45 233L46 234L49 233L48 232L49 229L51 230L52 228H57L56 226H53V223L51 221V216L49 217V215ZM77 213L79 214V217H78ZM80 214L85 215L83 213L78 212L77 210H70V211L66 212L63 209L57 213H52L51 215L56 216V220H57L56 222L57 223H63L66 221V219H69L70 222L72 221L75 223V221L77 219L79 220L81 217H84V216H81ZM229 214L232 215L231 221H230V215ZM243 215L246 216L245 218L248 222L245 220ZM248 216L249 217L251 216V217L248 218ZM249 219H251V221H249ZM89 220H90V218H88V217L85 219L81 218L79 220L81 222H79V223H88ZM239 222H241V223H239ZM258 226H260L261 228L259 227V229H258L257 228ZM254 227H256V228H254ZM59 228H61V227H59ZM15 230L21 235L17 236ZM258 230H259V232H257ZM257 233H259V235ZM27 235H29V237H27ZM6 236H8V237H6ZM234 236L237 238V235H234ZM17 237L21 240L20 242L18 241ZM240 237H242V236H240ZM238 238H239V236H238ZM249 245L253 246V244L251 242H249ZM252 252L260 253L256 256H250V257H252V262H254L253 264H257V263H259V260H263L264 249L255 248V250Z\"/></svg>","mask_w":264,"mask_h":264}]
</instances>
